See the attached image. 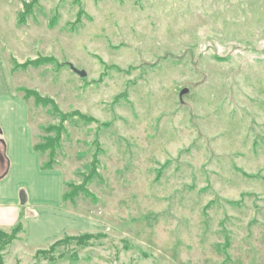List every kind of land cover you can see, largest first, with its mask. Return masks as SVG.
<instances>
[{"label": "rangeland", "instance_id": "rangeland-1", "mask_svg": "<svg viewBox=\"0 0 264 264\" xmlns=\"http://www.w3.org/2000/svg\"><path fill=\"white\" fill-rule=\"evenodd\" d=\"M7 105L0 264H264V0H0Z\"/></svg>", "mask_w": 264, "mask_h": 264}, {"label": "crops", "instance_id": "crops-1", "mask_svg": "<svg viewBox=\"0 0 264 264\" xmlns=\"http://www.w3.org/2000/svg\"><path fill=\"white\" fill-rule=\"evenodd\" d=\"M20 109L21 108H19L18 106L12 105H7L0 109V141L2 143V145L0 144V150L4 158L3 165L0 164V214L2 215V217H7L11 220L13 219V221L15 217V210L20 209L21 195L18 191L21 186L19 183L13 184V180L11 179L12 168L14 166V157L11 156L13 153V149H9L11 143H9L8 141V133L10 130L14 131L19 128L21 119H23V121L25 122V117H21ZM34 154L35 153L30 155L34 157ZM40 173L42 172L40 171ZM46 173L49 174L50 171L48 170V172ZM43 174H45V172H43ZM51 174L54 173L51 172ZM3 206L6 207L4 208ZM1 227H3L2 224H0V228Z\"/></svg>", "mask_w": 264, "mask_h": 264}, {"label": "trees", "instance_id": "trees-1", "mask_svg": "<svg viewBox=\"0 0 264 264\" xmlns=\"http://www.w3.org/2000/svg\"><path fill=\"white\" fill-rule=\"evenodd\" d=\"M24 94H25V97H27L28 95L34 97L35 99V102L37 104H41L43 105L44 107H47L49 106L51 108V110L53 111V113L57 114L58 116L61 117L60 121H59V125L57 126H50L46 129V132H50V131H54L56 133V136L54 139H50L49 137L46 138L45 142L41 145H35L33 147V150L35 152H38L40 154L42 153H45L46 151H49V159H52V156H54V148L55 146L58 144V142L60 141V138H61V133L63 132L62 130V124L63 122L65 121V115H61L58 108L56 107V104L51 100V99H47V98H41L39 97L36 93L34 92H31V91H24ZM78 117L79 118H82L81 115L78 114ZM91 122L93 121V119H89ZM0 144L2 145V143L0 142ZM53 168L52 164L50 161H48L47 163H45L43 166H42V170H51ZM66 195L63 196V200L65 201L66 200ZM21 229V226L20 224H17L15 226V228L12 229V232H11V235L17 233L18 231H20ZM5 237L3 235V233H0V238H3ZM90 236H85L84 238H78V242L79 244H82L84 239L85 238H89ZM83 239V240H82Z\"/></svg>", "mask_w": 264, "mask_h": 264}, {"label": "water", "instance_id": "water-1", "mask_svg": "<svg viewBox=\"0 0 264 264\" xmlns=\"http://www.w3.org/2000/svg\"><path fill=\"white\" fill-rule=\"evenodd\" d=\"M70 69H71V71H72L73 73H75V74H76L77 76H79L80 78H83V77L86 76V74H85L83 71H78V70L74 69L72 66H70ZM188 92H189V91H188L187 89H183V90H181V91L179 92V94H178V99H179L180 102L182 101V97L185 96V95H187ZM3 163H4V158H3V154H2V152H1V150H0V164L3 165Z\"/></svg>", "mask_w": 264, "mask_h": 264}]
</instances>
